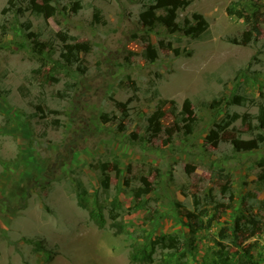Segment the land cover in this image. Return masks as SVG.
I'll use <instances>...</instances> for the list:
<instances>
[{
    "label": "rangeland",
    "instance_id": "1",
    "mask_svg": "<svg viewBox=\"0 0 264 264\" xmlns=\"http://www.w3.org/2000/svg\"><path fill=\"white\" fill-rule=\"evenodd\" d=\"M174 1L0 0V264H264V0Z\"/></svg>",
    "mask_w": 264,
    "mask_h": 264
},
{
    "label": "trees",
    "instance_id": "2",
    "mask_svg": "<svg viewBox=\"0 0 264 264\" xmlns=\"http://www.w3.org/2000/svg\"><path fill=\"white\" fill-rule=\"evenodd\" d=\"M45 2H49L52 0H44ZM35 2V0H33ZM185 4H188V0H184ZM179 4L174 0H156L155 4H150L146 6L139 15L140 21L143 25L152 27L156 23H160L168 28L169 31H176L183 29L186 35H190L193 37H200L204 34L209 28V22L205 19V17L201 13L194 14V19L196 24L191 23L189 19H186L183 28L180 27L177 22L178 18V8ZM35 9L39 8L38 4H34ZM162 10L163 13H159L158 11ZM229 12L231 9H228ZM238 17L245 18L247 23H252V30L244 31L242 34V38L239 40L234 38V41L241 44H247L251 42L254 37L257 38L260 33L259 27L254 23L258 20L253 17V14H244L242 10L237 12ZM151 57H154L152 55ZM162 104L165 103L164 100L161 101ZM162 104L155 110V112L149 118V129L153 130L154 133H157L161 130V120L164 117V111L162 110ZM188 105V101L186 102ZM260 125L264 127V103L261 104L259 110ZM108 179V178H106ZM105 183H107L105 181ZM139 195V194H137ZM264 231V221L260 218H246L245 215L241 214L235 221V226L233 229L235 237L239 235H243L246 239L252 237L260 232ZM166 239V238H162ZM222 264H233L232 261L223 259Z\"/></svg>",
    "mask_w": 264,
    "mask_h": 264
}]
</instances>
